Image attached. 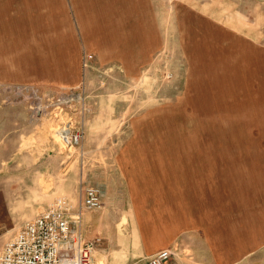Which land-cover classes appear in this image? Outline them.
Returning a JSON list of instances; mask_svg holds the SVG:
<instances>
[{
	"label": "rangeland",
	"instance_id": "374dc122",
	"mask_svg": "<svg viewBox=\"0 0 264 264\" xmlns=\"http://www.w3.org/2000/svg\"><path fill=\"white\" fill-rule=\"evenodd\" d=\"M151 1L159 50L127 66L83 47L85 15L71 0L56 14L41 12V0H0V250L57 198L69 200L75 217L84 188L93 187L101 207L81 211L83 237L100 240L92 264L96 256L103 264H142L136 251L145 236L162 235L173 216L205 201H137L144 233L136 246H122L118 225L128 216L121 230L131 238L134 205L120 199L121 157L133 151L162 190L177 172L191 187L200 181L202 197L264 201V0ZM68 121L83 136L75 147L57 133ZM180 223L183 233L188 226Z\"/></svg>",
	"mask_w": 264,
	"mask_h": 264
},
{
	"label": "crops",
	"instance_id": "0c3cea01",
	"mask_svg": "<svg viewBox=\"0 0 264 264\" xmlns=\"http://www.w3.org/2000/svg\"><path fill=\"white\" fill-rule=\"evenodd\" d=\"M41 2L42 11L51 13L47 11L57 12L62 0ZM71 4L75 14L85 15L79 17L81 44L95 52L100 60L120 61L129 66L147 61L159 50L161 36L159 26L150 15L154 13L151 0H71ZM136 154L140 153L133 151L132 155L121 157L120 173L126 182L121 201H141V204L146 201H205L199 208L188 209L190 212L183 214V220L181 215L178 220L175 216V227L169 224L162 235L145 236L136 251L141 254L142 264L163 249L174 252L177 264H264V201L218 202L213 197L214 192L211 197L207 192L202 197L199 184L195 186L194 193L190 188L192 183L177 173L169 189L162 190L156 183L157 179L147 176L152 169L136 163L135 159L144 156ZM127 159H130V164L124 165ZM137 162L145 163L142 160ZM177 221L189 225L185 232H179L181 224ZM231 233L233 238L228 241L227 236Z\"/></svg>",
	"mask_w": 264,
	"mask_h": 264
},
{
	"label": "built area",
	"instance_id": "2783aa9c",
	"mask_svg": "<svg viewBox=\"0 0 264 264\" xmlns=\"http://www.w3.org/2000/svg\"><path fill=\"white\" fill-rule=\"evenodd\" d=\"M91 55L84 56L87 66ZM69 121L66 123L68 124ZM66 147H75L82 140V133L72 129L71 123L58 130ZM101 207L98 189L86 187L79 205V212L72 214L68 199L57 198L35 218L24 223L0 250V264H92V254L99 244L98 238L86 240L81 231V211ZM143 264H177L175 254L163 249L145 260Z\"/></svg>",
	"mask_w": 264,
	"mask_h": 264
},
{
	"label": "bare ground",
	"instance_id": "6f19581e",
	"mask_svg": "<svg viewBox=\"0 0 264 264\" xmlns=\"http://www.w3.org/2000/svg\"><path fill=\"white\" fill-rule=\"evenodd\" d=\"M0 12H2V11H0ZM41 12H43V13H46V12H44V11H41ZM47 12H52L53 14L55 13H57L56 11H54V10H52V11H47ZM252 37V36H251ZM257 89V88H256ZM263 96V95H262ZM254 101V100H253ZM253 103H255V102H253ZM241 106V105H240ZM255 106V105H254ZM237 107V106H236ZM204 112V111H203ZM198 114V113H197ZM214 114V113H213ZM188 115V114H187ZM199 116L198 117H201L202 115H204V114H202L201 116H200V114H198ZM243 115V114H242ZM190 115H188L187 116V118L189 117ZM194 116V115H193ZM196 116V115H195ZM203 117V116H202ZM206 117V116H205ZM233 117H235L234 115H233ZM251 117V116H250ZM204 118V117H203ZM212 118V117H211ZM213 118H217V117H213ZM212 118V119H213ZM232 118V117H231ZM236 118V117H235ZM245 118V117H244ZM246 118H248V117H246ZM252 118V117H251ZM176 120L177 119H179V117H176L175 118ZM183 119V118H182ZM189 119V118H188ZM192 119V118H191ZM194 119V118H193ZM208 119V118H207ZM179 120H181V119H179ZM175 121V120H174ZM214 121V120H213ZM221 121V120H220ZM219 121V122H220ZM179 122V121H178ZM200 122V121H199ZM215 122V121H214ZM213 122V123H214ZM237 122V121H236ZM210 123V122H209ZM222 123V122H221ZM159 124V123H158ZM164 124V123H163ZM174 124H176V121H175V123ZM183 124V123H182ZM187 124V123H186ZM233 124V123H232ZM232 124H230V126L232 125ZM243 124H244V121H243ZM193 126V125H192ZM212 126H214L213 124H212ZM223 126V125H222ZM236 126V125H235ZM154 127V126H153ZM160 127H161V125H160ZM164 127V126H163ZM183 127V126H182ZM195 127H196V125H195ZM234 127V126H233ZM166 128H168V127H166ZM173 128V127H172ZM189 128V127H188ZM200 128H201V126H200ZM213 128V127H212ZM237 128V127H236ZM160 129V128H159ZM165 129V128H164ZM173 129H175V128H173ZM161 130V129H160ZM217 130V129H216ZM220 130V129H219ZM168 131V130H167ZM173 131H175V130H173ZM240 131V130H239ZM163 132V131H162ZM192 131L190 130V133H191ZM218 132H220L221 133V131H218ZM180 133V132H179ZM178 133V134H179ZM181 133H184V132H181ZM186 133V132H185ZM196 133H198V132H196ZM175 134V133H174ZM199 134V133H198ZM198 134H195V136L197 135V137H198ZM202 134V133H201ZM218 134V133H217ZM222 134V133H221ZM224 134V133H223ZM236 134H238V133H236ZM168 135H169V133H168ZM189 135V134H188ZM200 135V134H199ZM170 136V135H169ZM202 136H203V134H202ZM210 136V135H209ZM262 136V135H261ZM181 137V136H180ZM194 137V136H193ZM221 137V136H220ZM182 138V137H181ZM189 138H190V136H189ZM235 138H236V136H235ZM246 138V137H245ZM247 138H249L250 139V137H247ZM167 139V138H166ZM170 139H171V137H170ZM179 139V138H178ZM178 139H176V140H178ZM185 139V138H184ZM183 138H182V141L184 140ZM215 139V138H214ZM224 139V138H223ZM252 139V138H251ZM261 139V138H260ZM173 140V139H172ZM176 140L174 141V142H176ZM205 140V139H204ZM242 139H240V141H241ZM246 140V139H245ZM169 141V140H168ZM167 141V142H168ZM222 141V140H221ZM232 141V140H231ZM240 141L238 142V143H240ZM243 141V140H242ZM162 142H164V141H162ZM172 142V141H171ZM184 142V141H183ZM247 142V141H246ZM177 143H179L178 141H177ZM186 143V142H185ZM233 143V142H232ZM231 143V144H232ZM204 144H206V142L204 143ZM243 144V143H242ZM247 144V143H246ZM169 146H170V144H168ZM177 145H179V144H177ZM187 145V144H186ZM207 145V144H206ZM185 146V145H184ZM204 146V145H203ZM226 146H227V144H226ZM165 147H166V145H165ZM180 147V146H179ZM202 147V146H201ZM163 148V147H162ZM161 148V149H162ZM170 148V147H169ZM231 148H232V145H231ZM240 148V147H239ZM164 149V148H163ZM163 149H162V151H163ZM205 149V148H204ZM224 149V148H223ZM164 150H166V149H164ZM189 150H190V147H189ZM189 150H187V152H189ZM209 150V149H208ZM234 150V149H233ZM238 150H240V149H238ZM179 151H180V149H179ZM206 151V150H205ZM232 151V150H231ZM250 151V150H249ZM248 151V152H249ZM167 152V151H166ZM171 152V151H170ZM170 152H169V154H170ZM168 153V152H167ZM185 153H186V151H185ZM200 153V152H199ZM168 154V155H169ZM180 154H181V152H180ZM173 155V154H172ZM176 155V154H175ZM222 155L223 156H227L226 154L224 155L223 153H222ZM171 156V155H170ZM208 156V155H207ZM206 156V157H207ZM181 157V156H180ZM179 157V158H180ZM183 157V156H182ZM190 157V156H189ZM193 157V156H192ZM216 157H218V156H216ZM160 158V157H159ZM175 158V157H174ZM221 158V157H220ZM224 158V157H223ZM172 159V158H171ZM176 159V158H175ZM192 159V158H191ZM194 159H195V157H194ZM207 159H209V158H207ZM212 159V158H211ZM189 160H190V158H189ZM193 160V159H192ZM192 160H190V161H192ZM197 160V159H196ZM177 161V160H176ZM176 161H174V162H176ZM210 161V160H209ZM186 162V161H185ZM220 162V161H219ZM228 162V161H227ZM167 163V162H166ZM180 163V162H179ZM195 163V162H194ZM206 163V162H205ZM224 163V162H223ZM230 163V162H229ZM181 164V163H180ZM186 164V163H185ZM200 164V163H199ZM174 165H176V164H174ZM174 165H173V167H174ZM189 165H191V164H189ZM229 165V164H228ZM167 166V165H166ZM177 167V166H176ZM178 168V167H177ZM182 168V167H181ZM191 168V167H190ZM224 168V167H223ZM222 168V169H223ZM169 170V169H168ZM179 170V169H178ZM187 170V169H186ZM233 170V169H232ZM181 171V170H180ZM179 171V172H180ZM234 171V170H233ZM176 172V171H175ZM194 172V171H193ZM197 173H198V171H196ZM262 172V171H261ZM177 173V172H176ZM188 173V172H187ZM233 173V172H232ZM200 174V173H199ZM263 174V173H262ZM178 175V174H177ZM198 175V174H197ZM195 176V175H194ZM200 176V175H199ZM190 177V176H189ZM218 177H219V175H218ZM193 178V177H192ZM216 178V177H215ZM199 179V178H198ZM201 179V178H200ZM199 179V180H200ZM205 179V178H204ZM196 180V179H195ZM164 181V180H163ZM179 181V180H178ZM186 181V180H185ZM202 181V180H201ZM214 181V180H213ZM240 181V180H239ZM200 182V181H199ZM198 182V184L200 185L201 183H199ZM209 182H210V180H209ZM232 182V181H231ZM192 183H193V181H192ZM195 183V182H194ZM197 183V182H196ZM203 184H204V182H202ZM184 184V183H183ZM207 184V183H206ZM222 184V183H221ZM233 184V183H232ZM263 184V183H262ZM185 185H188V184H185ZM192 185V184H191ZM205 185V184H204ZM239 185V184H238ZM181 186H183L182 184H181ZM194 186V185H193ZM200 186H202V185H200ZM223 186V185H222ZM236 186V185H235ZM235 186L233 187V188H235ZM204 187V186H203ZM219 187V186H218ZM264 187V186H263ZM184 189L183 190H185V188H186V186L185 187H183ZM190 188H192L193 189V191H194V187H191L190 186ZM221 188V187H220ZM237 188V187H236ZM200 189V191H201V187L199 188ZM204 189H206L205 187H204ZM208 189V188H207ZM206 189V191H208ZM181 190V189H180ZM179 190V191H180ZM237 190V189H236ZM190 191V190H189ZM205 191V192H206ZM231 191V193H232V190H230ZM234 191V190H233ZM174 192V191H173ZM176 192V191H175ZM181 192H183V191H181ZM237 192V191H236ZM253 192V191H252ZM190 193H192V192H190ZM194 193H195V191H194ZM174 194V193H173ZM181 194V193H180ZM204 194V193H203ZM245 194V193H244ZM252 194V193H251ZM261 194V193H260ZM183 195V194H182ZM181 195V196H182ZM201 195H202V193H201ZM208 195V194H207ZM217 195V194H216ZM216 195H213V196H216ZM180 196V197H181ZM196 196V195H195ZM206 196V195H205ZM235 196V195H234ZM237 196H239L238 194H237ZM254 196V195H253ZM198 197V196H197ZM197 197H196V199H197ZM243 197H244V195H243ZM248 197V196H247ZM255 197V196H254ZM249 198V197H248ZM170 199V198H169ZM191 199V198H190ZM206 198H204V200H205ZM180 200H181V198H180ZM253 200H254V198H253ZM257 200V199H256ZM262 200V199H261ZM197 201V200H196ZM199 201V200H198ZM216 201V200H215ZM220 201V200H219ZM226 201H227V199H226ZM155 202H157V201H155ZM162 201H160V203H161ZM181 202V201H180ZM194 202V201H193ZM171 202H169V204H170ZM195 204H196V202H194ZM200 203V202H199ZM166 204V203H165ZM133 205H134V209L133 210H131V212H132V214H131V216H132V231H131V238L130 237H127L126 235H125V233L121 230L123 227H125V225H126V223H127V221H128V219H127V217L128 216H124L125 215V213H124V217L121 219V221H120V223H119V225H118V231H119V233H120V243L122 244V246H126L127 244H129L130 242H132L133 243V245L134 246H136L137 245V243L139 242V237H140V235H138L139 234V232H142V233H144V228L145 227H143V225H139L138 226V222H136V220H137V218H141V216L140 215H136L135 213H136V210H138L137 208H136V206H138V202L137 201H133ZM200 205V204H199ZM197 206V205H196ZM233 206V205H232ZM173 207V206H172ZM201 207V206H200ZM142 208H143V206H142ZM171 208V207H170ZM186 208V210H187V207H184V209ZM156 211V208H153L152 206H151V208L150 209H148V210H146L147 212H149V213H152V214H154L153 213V211ZM183 210V209H182ZM130 211V210H129ZM165 211V210H164ZM179 211V210H178ZM231 211V210H230ZM229 211V212H230ZM180 212H183V214H184V211H180ZM173 213H174V211H173ZM186 213V212H185ZM148 214V213H147ZM231 214V213H230ZM134 215V216H133ZM164 215H165V213H164ZM171 215H173V214H171ZM175 215V214H174ZM177 215H179V214H177ZM118 216V215H117ZM167 216V214L165 215V217ZM185 216V215H184ZM262 216H264L263 214H262ZM174 217V220H175V216H173ZM179 217H180V215H179ZM181 217H182V213H181ZM168 218H170L169 216H168ZM183 218L184 217H182V220H183ZM181 219V218H180ZM166 220L168 221V219L166 218ZM176 220H178V217H177V219ZM185 222H187L186 221V219L184 220ZM116 222V221H115ZM129 222V221H128ZM169 222L171 223L172 221L171 220H169ZM185 222H183V223H185ZM174 222H172V224H173ZM175 223H176V221H175ZM177 223H178V221H177ZM128 224V223H127ZM169 224V223H168ZM172 224H170V226L172 225ZM181 224V223H180ZM199 225H200V223H198ZM197 224V225H198ZM177 225V224H176ZM183 225V224H182ZM131 226V225H130ZM185 226V225H184ZM189 226V225H188ZM114 227V226H113ZM173 227H175L174 226V224H173ZM177 227V226H176ZM193 226H191L190 228H192ZM154 228H156V226L154 227ZM166 229H167V226L165 227ZM182 228V227H181ZM180 228V229H181ZM165 229V230H166ZM170 229H172V228H170ZM175 229V228H174ZM178 229V228H177ZM179 229V230H180ZM184 229H185V227H184ZM183 229V230H184ZM152 229L150 228V231H151ZM171 231V230H170ZM118 234V233H117ZM145 236V235H144ZM116 238H117V236H116ZM117 241V240H116ZM115 244V243H114ZM118 244V243H117ZM130 245V244H129ZM117 249V248H116ZM114 251V250H113ZM122 254V253H121ZM103 256V255H102ZM96 264H103L104 263V258L103 257H101V256H96Z\"/></svg>",
	"mask_w": 264,
	"mask_h": 264
}]
</instances>
